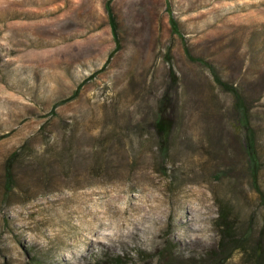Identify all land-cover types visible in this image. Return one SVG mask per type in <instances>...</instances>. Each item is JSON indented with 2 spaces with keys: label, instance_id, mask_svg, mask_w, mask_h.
Wrapping results in <instances>:
<instances>
[{
  "label": "rangeland",
  "instance_id": "rangeland-1",
  "mask_svg": "<svg viewBox=\"0 0 264 264\" xmlns=\"http://www.w3.org/2000/svg\"><path fill=\"white\" fill-rule=\"evenodd\" d=\"M171 2L190 52L251 92L258 182L234 100L185 55L164 0H0V167L21 146L61 164L81 156L27 194L0 192V264H256L223 259L213 221L230 200L258 241L264 0ZM161 110L173 123L166 154Z\"/></svg>",
  "mask_w": 264,
  "mask_h": 264
},
{
  "label": "trees",
  "instance_id": "trees-1",
  "mask_svg": "<svg viewBox=\"0 0 264 264\" xmlns=\"http://www.w3.org/2000/svg\"><path fill=\"white\" fill-rule=\"evenodd\" d=\"M164 5L167 9L168 24L170 31L176 35L182 42V48L185 55L191 61L205 64L210 71L213 81L226 94L230 95L234 100L233 111L238 118V125L246 133L244 151L247 159V173L253 182H258L260 170V159L256 149V130L251 123L250 111V93L245 84L238 83L236 80H231L226 73V70L218 68L213 62L208 59L195 56L187 47L184 37L180 30L179 20L174 16L171 7V0H164ZM104 11L107 17V22L111 33L116 43L114 52L120 48L118 19L113 11L110 1L104 4ZM77 91L74 92V96ZM64 103L67 100H61ZM173 129L172 120L166 115V112L160 111L159 117L153 123V130L156 139L159 141V150L166 154L168 152L169 139ZM29 153L27 146H21L17 150L9 153L4 157L0 167V192L3 197L19 192L27 194V187L32 183L45 184L52 179V175L56 174V169H74L81 167V156L76 159H66V164L57 163L56 158L50 153H47L42 158L33 157ZM85 161V160H84ZM92 170L94 167H87ZM102 168V166H100ZM260 192L259 188H257ZM237 208L230 202L217 201V215L213 221V228L217 234V248L222 252V257L225 259L227 255L234 252H240L241 255L250 261H255L256 264H264V210L259 215L260 229L257 234L258 241L255 243L254 236L251 230H242L240 224V216Z\"/></svg>",
  "mask_w": 264,
  "mask_h": 264
}]
</instances>
